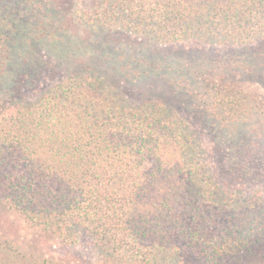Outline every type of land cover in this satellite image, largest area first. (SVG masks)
Segmentation results:
<instances>
[{
    "label": "trees",
    "instance_id": "16d2710c",
    "mask_svg": "<svg viewBox=\"0 0 264 264\" xmlns=\"http://www.w3.org/2000/svg\"><path fill=\"white\" fill-rule=\"evenodd\" d=\"M68 4L0 0V204L96 264H264V0Z\"/></svg>",
    "mask_w": 264,
    "mask_h": 264
},
{
    "label": "rangeland",
    "instance_id": "374dc122",
    "mask_svg": "<svg viewBox=\"0 0 264 264\" xmlns=\"http://www.w3.org/2000/svg\"><path fill=\"white\" fill-rule=\"evenodd\" d=\"M68 2L69 6L73 5L71 11H73L74 14L78 13L75 17L79 18L85 13V11L92 8L93 0H68ZM86 28L88 27L84 24L79 26V36H82V33H84V29ZM80 53L82 54V59L84 58L90 62L98 61L99 56L93 53V51H91L90 54L87 52L82 53V51ZM141 87L142 86H137L134 88L135 90H133L137 91L138 94L141 92ZM165 87H163V85L160 86L162 91L167 93L163 94L162 91L159 93L164 97L166 96L168 102H174V99H172L173 96L168 92L170 91V88L166 89ZM240 123L242 125H239L238 135H236L238 137L245 135L247 131L246 126L252 124L250 121H240L239 124ZM222 131H224L223 134ZM222 131L221 133L219 132V135L231 136L229 128H225ZM207 139L208 140H205L204 142H209V140H212L213 138L211 136ZM0 238L10 242L11 246L14 248V251H12L15 253L13 259L18 262H22L23 260H35L43 258L44 256L53 255L57 259L65 260L67 264H96L94 251L88 240L81 242L76 246L65 247L59 245L47 236H42L33 231L20 215L8 210L2 204H0ZM0 264L2 263L0 262Z\"/></svg>",
    "mask_w": 264,
    "mask_h": 264
}]
</instances>
